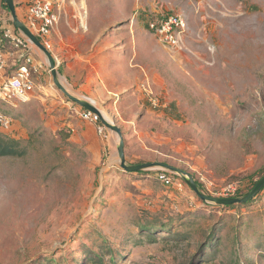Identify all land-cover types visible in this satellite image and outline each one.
Wrapping results in <instances>:
<instances>
[{"label": "rangeland", "instance_id": "rangeland-1", "mask_svg": "<svg viewBox=\"0 0 264 264\" xmlns=\"http://www.w3.org/2000/svg\"><path fill=\"white\" fill-rule=\"evenodd\" d=\"M32 2L16 3L30 28ZM54 5L59 20L42 42L58 77L122 129L129 165L170 163L213 197L253 189L264 176V0ZM167 16L183 21L178 45L150 29ZM14 28L0 0L8 72L26 53L3 38ZM30 52L42 65L34 96L0 102L11 117L0 133L25 149L0 155V264H264V189L222 206L176 172L125 170L120 136L83 119L47 54L32 42Z\"/></svg>", "mask_w": 264, "mask_h": 264}, {"label": "built area", "instance_id": "built-area-1", "mask_svg": "<svg viewBox=\"0 0 264 264\" xmlns=\"http://www.w3.org/2000/svg\"><path fill=\"white\" fill-rule=\"evenodd\" d=\"M28 13L32 19V26L29 28L37 32V36L41 41L50 34L59 20L54 0H33L28 8ZM182 24L183 21L179 20L178 16H167L161 20L152 21L150 29L157 36L167 42L169 41L170 44L178 45L179 41L174 34L177 30L182 29ZM3 34V38L9 44L20 51L26 52L22 55L23 61H20L11 72H8L6 62L0 52V102L16 107L22 102L31 100L34 96L37 87L34 74L40 72L42 65L34 62L33 52H30L31 42L22 33L19 31L15 33L9 29ZM81 116L83 119L95 124L99 123L101 119L100 115L88 109H83ZM10 119V115L0 113V121L7 128L10 125ZM98 130L104 132L105 127L100 123L98 124ZM161 179L169 181L166 175H162Z\"/></svg>", "mask_w": 264, "mask_h": 264}, {"label": "water", "instance_id": "water-1", "mask_svg": "<svg viewBox=\"0 0 264 264\" xmlns=\"http://www.w3.org/2000/svg\"><path fill=\"white\" fill-rule=\"evenodd\" d=\"M8 8L10 9V12L13 17V22L14 25L17 29H19L33 44H35L37 47L42 49L48 56L49 61H50V66H51V71L54 77V81L56 85L71 99L72 101L78 103L82 108L88 109L93 111L94 113L100 115L102 123L110 130L116 132L120 138V145L118 147V152L119 156L121 159V166L129 171H140L142 169H148L151 167H161L167 170H170L172 172H176L178 174H181L184 176L186 182L191 186V188L195 191V193L203 200L206 202H212L216 203L219 205H231V204H238V203H247L253 198H255L263 189H264V176L258 181V183L253 187V189L247 193L244 197H230V198H220V197H213L206 195L202 192L200 187L198 186L197 182L191 176L188 172L185 170L178 168L170 163L163 162V161H156V162H146V163H140V164H135V165H129L126 161L125 157V142H124V137H123V131L122 129L116 125L111 123L109 120L105 119L100 111V109L95 106L93 103L88 102L86 100L80 99L74 95H72L68 89L62 84L58 77V71H57V66L56 62L54 60V57L52 56L51 52L48 50V48L42 43L41 39L23 22L20 20L18 13H17V8L15 4V0H4Z\"/></svg>", "mask_w": 264, "mask_h": 264}, {"label": "trees", "instance_id": "trees-1", "mask_svg": "<svg viewBox=\"0 0 264 264\" xmlns=\"http://www.w3.org/2000/svg\"><path fill=\"white\" fill-rule=\"evenodd\" d=\"M13 32L18 33L17 28H14ZM24 153H25V149L22 147L21 143L18 140L12 139L0 133V155L21 156ZM233 205L235 204L222 205V206H233ZM209 243L206 244L203 243V245L201 246L202 250H204ZM94 262H98V259L97 258L94 259Z\"/></svg>", "mask_w": 264, "mask_h": 264}, {"label": "bare ground", "instance_id": "bare-ground-1", "mask_svg": "<svg viewBox=\"0 0 264 264\" xmlns=\"http://www.w3.org/2000/svg\"><path fill=\"white\" fill-rule=\"evenodd\" d=\"M101 113L104 116V118L108 120V117L105 115V113L103 111H101Z\"/></svg>", "mask_w": 264, "mask_h": 264}, {"label": "crops", "instance_id": "crops-1", "mask_svg": "<svg viewBox=\"0 0 264 264\" xmlns=\"http://www.w3.org/2000/svg\"><path fill=\"white\" fill-rule=\"evenodd\" d=\"M21 1H22V0H21ZM16 3H17V0H15V4H16ZM16 6H17V5H16ZM19 10H20V9H19ZM19 10H18V11H19Z\"/></svg>", "mask_w": 264, "mask_h": 264}]
</instances>
